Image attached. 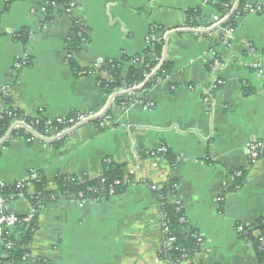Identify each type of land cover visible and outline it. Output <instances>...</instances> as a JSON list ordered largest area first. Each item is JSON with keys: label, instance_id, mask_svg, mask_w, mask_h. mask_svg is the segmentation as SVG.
Segmentation results:
<instances>
[{"label": "crops", "instance_id": "obj_1", "mask_svg": "<svg viewBox=\"0 0 264 264\" xmlns=\"http://www.w3.org/2000/svg\"><path fill=\"white\" fill-rule=\"evenodd\" d=\"M42 2L0 0V94L30 118L103 110L110 121L104 130L91 122L67 132L57 148L10 140L0 149V186L29 172L50 186L62 175L95 179L106 160L124 166L127 186L106 201L62 198L47 204L38 216L31 257L49 264H166L159 259V204L148 184L173 179L175 199L203 240L182 264H257L253 245L236 228L251 226L264 213V158L251 162L249 156L250 146H264V0H246L250 10L235 20L228 42L186 25L194 9L200 10L198 26L209 24L219 16L221 0H70V14L55 8L46 16L39 12ZM72 22L88 35L75 57L78 68L95 72L115 62L125 78L130 63L124 58L144 61L151 39L163 41L170 75L145 97L136 94L134 103L110 105L95 73L79 78L67 64L64 44ZM20 31L28 33L24 45L14 37ZM24 58L28 65L14 70V62ZM216 80L223 84L205 104ZM159 147L170 153L172 165L145 157ZM238 170L247 173L244 183L229 192ZM12 209L25 216L29 205L19 198Z\"/></svg>", "mask_w": 264, "mask_h": 264}, {"label": "trees", "instance_id": "obj_2", "mask_svg": "<svg viewBox=\"0 0 264 264\" xmlns=\"http://www.w3.org/2000/svg\"><path fill=\"white\" fill-rule=\"evenodd\" d=\"M57 9L65 13L70 5V0H48ZM216 13L219 16L228 15V18L222 27L235 28V20L243 17L249 9L246 5V0H237L235 8L232 9L231 0H221L215 7ZM55 9L51 6L47 7L46 15L51 14ZM200 17V10L194 9L187 12V26L191 28H198V19ZM72 32L69 38L65 41L64 48L70 59L67 64L72 74L79 78L87 77V74L82 76V70L77 67L75 57L80 51L82 46V39L87 41L88 35H77L78 26L77 22H72ZM85 29V28H84ZM86 31V29H85ZM28 33L20 31L14 34L15 40L23 45L27 42ZM163 41L158 43H150L144 51V61L142 64H132V61L139 57L124 58V61L130 63L128 73L125 78L121 77V68L115 62H106L101 64V69L110 77L111 81L98 80V86L105 96H109L117 90L129 88L143 84L145 76L149 75L156 67L158 60L162 59L163 54ZM149 55H153L155 60H150ZM171 72V66L165 61L159 72L151 78L143 87L144 97L147 92L156 84L158 80H165ZM136 100V97H133ZM123 98L116 100L115 104L120 105L124 102ZM140 101V100H139ZM145 102V101H142ZM127 104V103H126ZM108 113H106L107 115ZM21 121L28 128L29 132L24 127H18L11 131L14 122ZM98 128L104 130L106 125L102 124L101 120L97 119L92 122ZM54 125L50 123L42 115L38 118H30L25 116L17 108H14L11 99L7 94H0V149L5 147L8 142L15 138L29 139L33 133L40 135L44 138H49L60 128L55 131L52 129ZM55 127V126H54ZM62 143V140L54 141L50 145L57 148ZM164 158L172 165L174 160L167 151ZM123 165L114 163L111 160H106L102 163V175L99 178L90 179L86 175L80 177L72 175H62L54 179L52 187L48 184L39 173L29 172L26 179L14 182L12 184H3L0 186V199L6 206L4 212L6 214L14 215L17 218V223L12 229H4L2 236L3 244L0 245L1 264H29L26 258L30 254L29 246L35 232L38 230V216L39 213L49 203L55 202L58 199H72L79 202L92 201L100 202L106 201L113 196L118 195L122 190L126 189L127 184L124 181ZM239 177H234V182L230 186L229 192H234L241 188L244 183L247 173L244 170H238ZM236 172H233V175ZM116 183H119L116 185ZM155 185L148 184L151 189ZM177 182L173 179H168L162 184L157 191H153L159 204V217L162 224L168 227V233L163 236V248L159 255V259L166 264H182L183 262L190 261L199 252L201 244H198L194 238L197 235L196 231L191 228L185 216L182 204L179 201H174L177 194ZM112 192V196H110ZM23 198L29 205V212L25 216H18L12 209L13 203ZM32 214V218L28 222L24 219ZM257 232L259 236H252L249 238L250 231ZM17 236V237H16ZM259 237H264V213L263 215L251 226L245 228L241 239L251 242L255 249L256 260L259 264H264V245L260 244ZM169 238L174 239L171 246H167ZM7 244L10 248L6 249ZM30 264H49L43 259L37 261H30Z\"/></svg>", "mask_w": 264, "mask_h": 264}, {"label": "built area", "instance_id": "obj_3", "mask_svg": "<svg viewBox=\"0 0 264 264\" xmlns=\"http://www.w3.org/2000/svg\"><path fill=\"white\" fill-rule=\"evenodd\" d=\"M15 0H4L5 3H11ZM232 3V9L231 11L235 8L236 4H237V0H231ZM51 6L54 9L56 8L52 3H50L48 0H43L40 8H39V12L46 16V11H47V7ZM250 10V9H249ZM256 11H260L259 8L256 9ZM71 12V8L70 6L66 9L65 13L70 14ZM228 18V15L225 16H218V17H214L212 19V21L204 26H200L198 28H187V30H191V31H195L198 34H209L211 32H213L214 34H219V36L225 41L228 42L230 40H232V35L234 30L232 28H229L227 26L222 27V24H224L226 22ZM78 28V32L77 35L81 36V34H85L86 31L84 29V27L78 23V26H76ZM178 30H176L175 32H177ZM172 32V31H171ZM167 33H170L167 32ZM73 34V32H72ZM69 38V37H68ZM67 38V39H68ZM83 41V39H82ZM151 43V39H148V44ZM65 56L66 59H70V55H68V53L65 50ZM142 64L143 60L141 58H136L132 61V64ZM163 63V59L158 60V63L156 65V67L151 71V73L149 75L145 76V81L143 84L137 85V86H133V87H129V88H123L120 90H117L116 92L112 93L109 96H106L109 99V104H115L116 100H119L121 98H123V100H125L124 102L120 103V106L122 107H126L127 105H130L132 103L135 102V100L133 99V97L142 92V89L144 87V85L154 76H156V74L159 72L161 66ZM218 64V63H216ZM26 65H28V60L27 59H22V60H16L13 64V68L14 70H20L21 68L25 67ZM252 67L254 69H258V65L257 64H252ZM260 74L262 73L261 71H259ZM95 73V76L97 77V83L98 80H104V81H111L110 77L101 69V66H97L96 67V71L93 72L92 70L86 72H82L81 75L84 76L87 74V76L92 75ZM158 82H161L160 80H158ZM222 82L219 80H216L210 91L208 93H206L205 97H204V102L205 104H209L211 102L212 96L211 93L218 89L219 87L222 86ZM127 103V104H126ZM144 108H149L151 105L149 104H143ZM40 116V115H39ZM36 119L38 118L35 117ZM101 120L102 124H108L110 121V117L109 115H106L103 110L100 111H89V112H84V113H74L71 115H67V116H59L54 118L53 120H48L50 123H52L54 126L52 127V129H54L55 131H57L59 128L60 130L57 131L55 134H53L51 137H47L44 138L40 135H37L36 133L32 134V137L29 139H26L29 142H33V141H39L40 143L44 144V146L50 145L52 142L54 141H59L63 138V136L69 132V131H73L78 127H81L83 125H86L88 123L93 122L94 120ZM18 127H24L26 128L29 132H31V129L28 128L23 122L18 121V122H14L13 126L11 127L12 130H15ZM32 133V132H31ZM249 156H250V161L251 162H255L261 158H264V146H262L261 144H255L249 147ZM167 150L165 147H159L154 151H150V152H146L145 157L149 158V159H153V160H157L159 158H164L165 154H166ZM234 177H239L240 173L236 172V174L233 175ZM119 183H116V185H118ZM160 188V186H154L151 188L152 191H157ZM112 192H110V196H112ZM174 201H177L175 198L173 199ZM6 209V206L3 204V202L0 199V245L3 244V240H2V236L4 234V229H12L14 228V225L17 223V218L14 215L11 214H6L4 212V210ZM32 218V214H29L28 217L26 219H24V222H28L30 219ZM245 228L247 227H243V226H238L236 228V233L239 236H242ZM162 233L165 236L168 233V227L165 224H162ZM256 236H259V234L257 233ZM194 238L196 239L198 244H202V238L197 234L194 236ZM259 242L260 244L264 245V237H259ZM174 243V239L173 238H169L167 241V246H171ZM10 248V244H7L6 249ZM1 252H0V260L1 258ZM28 263L30 264V261H37V259H33L31 257V255H27L26 256ZM1 264V263H0ZM5 264H11V263H5Z\"/></svg>", "mask_w": 264, "mask_h": 264}, {"label": "water", "instance_id": "obj_4", "mask_svg": "<svg viewBox=\"0 0 264 264\" xmlns=\"http://www.w3.org/2000/svg\"><path fill=\"white\" fill-rule=\"evenodd\" d=\"M11 131H12V129H11ZM252 233H253V230L249 232V238H250V239H251V237H252ZM253 248H254V247H253ZM254 251H255V249H254ZM256 262H257V260H256ZM257 264H259V263L257 262Z\"/></svg>", "mask_w": 264, "mask_h": 264}]
</instances>
